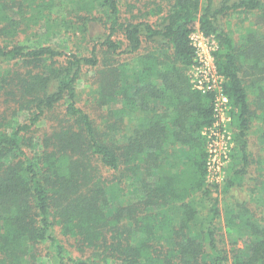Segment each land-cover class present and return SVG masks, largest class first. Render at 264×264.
I'll list each match as a JSON object with an SVG mask.
<instances>
[{
	"label": "trees",
	"instance_id": "16d2710c",
	"mask_svg": "<svg viewBox=\"0 0 264 264\" xmlns=\"http://www.w3.org/2000/svg\"><path fill=\"white\" fill-rule=\"evenodd\" d=\"M68 1L86 11L85 21L105 18L104 39L87 55L32 40L41 28L53 32L60 0H0V264H36L41 256L51 264H227L215 229L218 199L203 186L201 131L215 122L213 97L189 83L190 36L217 34L215 65L237 109L226 191L252 163L253 125L264 144V0H136L156 26L133 14L123 21V0ZM134 8L140 12L127 6ZM229 12L247 15L238 41L218 24ZM20 33L32 39L17 41ZM122 54L132 62H121ZM87 70L92 101L121 104L109 122L101 116L97 124L78 106ZM20 113L26 118L16 123ZM43 122L49 126L39 135ZM197 192L211 201L205 225ZM245 213L226 211V225L259 240L246 259L232 250L231 264H264V220Z\"/></svg>",
	"mask_w": 264,
	"mask_h": 264
},
{
	"label": "rangeland",
	"instance_id": "374dc122",
	"mask_svg": "<svg viewBox=\"0 0 264 264\" xmlns=\"http://www.w3.org/2000/svg\"><path fill=\"white\" fill-rule=\"evenodd\" d=\"M219 1V0H216ZM124 5L122 16L123 21L126 19H131V15L138 16L141 20L151 23V25L156 26L157 17L149 14L147 10L143 9L136 0H123ZM137 6L140 7V12L134 9H127V6ZM147 12V13H146ZM56 14L59 17L57 19V26L54 28L53 32L47 31L45 28L33 30L35 38L32 39L30 35L25 33H20L15 39L22 41L25 38L32 40H38L40 43L50 44L56 46L57 48L64 49L69 53H78L87 55L88 50L91 47L102 41L106 34L105 18L104 21L99 19V15H95V18L91 21H85L82 16H86V11L76 9L73 2L68 0H60L56 8ZM247 15L238 12H229L226 15L220 16L218 18V24L221 28L226 30L230 37L235 41L240 40V35L244 32V28L249 25ZM72 24V27H69ZM81 24H86V30L82 34L79 31ZM73 27H76V31H73ZM49 33L50 37L47 38L44 34ZM45 32V33H44ZM51 33V34H50ZM210 41H214L217 49L214 52V60L218 54L221 53V46L217 38V34L202 33ZM119 43H122V49H125L123 39L120 35L116 38ZM142 50H150L148 44H143ZM100 56L103 54L99 52ZM131 56L122 54L119 59L123 63L132 62ZM103 65V64H102ZM132 65V64H131ZM5 68V67H3ZM191 68V67H190ZM190 69L187 71V76L189 75ZM94 72L84 71L81 81L77 85V91L79 95L78 106L86 111L97 124L101 122L103 118L108 119L110 110L115 114L118 108H121V104H108L105 107L100 108L96 103L92 101L91 98V88H93ZM249 79H246V84H248ZM237 109L233 105L228 103L227 110H224L223 120L219 123L216 129L217 136L212 138L209 136L210 127L204 128L201 131V137L204 141V187L213 193V197L218 199V207L220 210L219 219H217L215 224L218 249L226 252L228 256L227 264H231V251L239 252V256L242 259H246L250 256L252 246L259 240L258 237H251L249 229H244L238 226H227L225 221L226 211L236 214L237 212H248L252 219L262 222L264 220V144L260 143V134L253 125L248 133V150L251 154V164L249 165L247 174L242 178L235 179L233 185L228 187L226 191L224 188L227 186L229 180L233 179L232 169H233V156L236 153L237 147V128L235 123V113ZM25 113H20L15 121L21 122L26 118ZM123 116V114H121ZM49 124L43 122L38 131L39 135H42L44 130L48 128ZM118 134L113 135L114 138H118ZM212 141V142H211ZM213 143L211 152L213 153V162H215L218 168H208V156H209V144ZM188 167H180L184 169V172ZM102 174L105 178H110L112 173L108 170H102ZM195 180H197L195 178ZM198 206V217L201 224L205 225L208 221V209L211 201L202 199L200 192H197L194 198ZM116 201L111 202V205H115ZM68 247V246H67ZM75 249V247H74ZM36 264H51L48 257L41 256Z\"/></svg>",
	"mask_w": 264,
	"mask_h": 264
},
{
	"label": "built area",
	"instance_id": "2783aa9c",
	"mask_svg": "<svg viewBox=\"0 0 264 264\" xmlns=\"http://www.w3.org/2000/svg\"><path fill=\"white\" fill-rule=\"evenodd\" d=\"M190 41L195 49L194 65L190 68L189 83L191 88L202 95L211 94L213 97L212 112L215 122L209 129V136L213 139L217 136L216 129L223 120L224 110H227L229 99L224 94L223 84L225 79L219 74L214 60V52L217 49L215 42L206 38L202 32L196 31L190 36ZM212 142V141H211ZM208 168H218L213 162L209 144Z\"/></svg>",
	"mask_w": 264,
	"mask_h": 264
}]
</instances>
